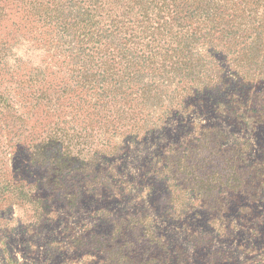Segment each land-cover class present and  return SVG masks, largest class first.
Returning <instances> with one entry per match:
<instances>
[{"label": "trees", "instance_id": "obj_1", "mask_svg": "<svg viewBox=\"0 0 264 264\" xmlns=\"http://www.w3.org/2000/svg\"><path fill=\"white\" fill-rule=\"evenodd\" d=\"M23 47L44 50V70ZM3 102L0 132L45 180L61 169L47 148H70L59 139L92 143L91 173L134 155L148 200L134 201L131 225L149 227L151 206L156 243L160 220L197 243L191 225L214 216L202 194L218 171L230 180L241 164L264 180V0H0ZM74 179L62 171L59 193Z\"/></svg>", "mask_w": 264, "mask_h": 264}, {"label": "rangeland", "instance_id": "obj_2", "mask_svg": "<svg viewBox=\"0 0 264 264\" xmlns=\"http://www.w3.org/2000/svg\"><path fill=\"white\" fill-rule=\"evenodd\" d=\"M17 55L38 69L49 63L42 49L23 47ZM59 140L70 148L66 153L57 146L47 148L49 157L61 159V169L55 166L45 180L32 157L11 148L9 133L0 132V264H179L177 255L183 264H264V180L255 171L240 164L229 170L230 180L218 171L222 175L211 182L212 192L205 187L202 198L212 204L214 216L201 213L191 225L197 243L184 228L162 220L154 221L156 243L151 206L149 217H142L150 229L131 225L132 205L148 200L145 187L137 184L136 156L120 166L104 162L91 173L82 169L95 152L92 143L86 138ZM62 171L80 181L74 179L71 188L59 193L56 183ZM92 179L96 189L80 188ZM124 187L123 195L119 191Z\"/></svg>", "mask_w": 264, "mask_h": 264}]
</instances>
